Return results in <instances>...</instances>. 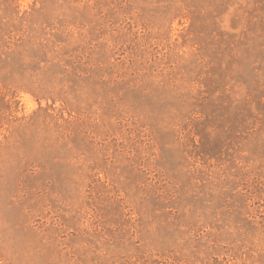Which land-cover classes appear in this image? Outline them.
I'll return each instance as SVG.
<instances>
[{
    "label": "rangeland",
    "instance_id": "374dc122",
    "mask_svg": "<svg viewBox=\"0 0 264 264\" xmlns=\"http://www.w3.org/2000/svg\"><path fill=\"white\" fill-rule=\"evenodd\" d=\"M0 264H264V0H0Z\"/></svg>",
    "mask_w": 264,
    "mask_h": 264
}]
</instances>
